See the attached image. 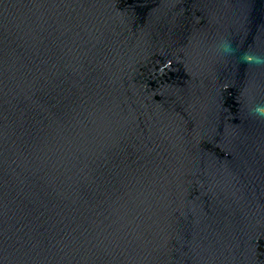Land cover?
Returning <instances> with one entry per match:
<instances>
[{"label": "water", "instance_id": "1", "mask_svg": "<svg viewBox=\"0 0 264 264\" xmlns=\"http://www.w3.org/2000/svg\"><path fill=\"white\" fill-rule=\"evenodd\" d=\"M0 264H264V0H0Z\"/></svg>", "mask_w": 264, "mask_h": 264}]
</instances>
